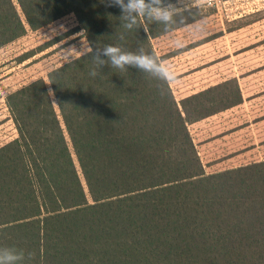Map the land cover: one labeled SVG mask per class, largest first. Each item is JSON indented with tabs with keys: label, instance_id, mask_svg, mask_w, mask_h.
I'll use <instances>...</instances> for the list:
<instances>
[{
	"label": "trees",
	"instance_id": "1",
	"mask_svg": "<svg viewBox=\"0 0 264 264\" xmlns=\"http://www.w3.org/2000/svg\"><path fill=\"white\" fill-rule=\"evenodd\" d=\"M146 2L138 15L115 0H0V47L68 13L89 45L50 88L6 95L17 135L0 145V247L19 264H264V104L234 75L177 98L159 72L113 67L107 45L162 65L172 52L155 41L202 16L159 21L148 11L177 0Z\"/></svg>",
	"mask_w": 264,
	"mask_h": 264
},
{
	"label": "rangeland",
	"instance_id": "2",
	"mask_svg": "<svg viewBox=\"0 0 264 264\" xmlns=\"http://www.w3.org/2000/svg\"><path fill=\"white\" fill-rule=\"evenodd\" d=\"M190 5H197L202 16L155 41L160 54L172 52L161 63L177 77L169 80L176 97L205 83L234 75L242 89L247 94L252 93L251 107L263 105L264 0H213L211 7L208 0H177L164 9ZM88 49V41L73 13L44 27L27 30L23 36L0 47V122L4 125H0V142L17 135L14 136L16 126L11 112V118L6 121L7 93L36 78H42L50 88L49 71ZM260 90H263L262 98L256 96ZM248 106L247 99L244 107L248 109ZM253 115L256 114L253 112ZM254 130V149L260 157L264 155V144L259 143L260 128L254 127Z\"/></svg>",
	"mask_w": 264,
	"mask_h": 264
},
{
	"label": "clouds",
	"instance_id": "3",
	"mask_svg": "<svg viewBox=\"0 0 264 264\" xmlns=\"http://www.w3.org/2000/svg\"><path fill=\"white\" fill-rule=\"evenodd\" d=\"M122 10V13L134 12L138 15L144 14L149 9L146 0H115ZM153 3H159V0H153ZM213 0H208V6L211 7ZM148 15L156 20L167 22L171 19V14L166 9L152 7ZM135 23V21H133ZM127 27L131 28L129 24ZM103 55L108 57L113 67L123 70L125 66H132L143 71H156L163 75L166 80H174L177 77L173 71H170L163 65H157L150 55H137L132 53H121L118 47L107 45L103 49ZM103 63V61H101ZM95 75V73H92ZM30 258H35L34 252H29ZM23 259V254L15 251L14 248L0 247V264H19Z\"/></svg>",
	"mask_w": 264,
	"mask_h": 264
},
{
	"label": "crops",
	"instance_id": "4",
	"mask_svg": "<svg viewBox=\"0 0 264 264\" xmlns=\"http://www.w3.org/2000/svg\"><path fill=\"white\" fill-rule=\"evenodd\" d=\"M17 39H18V38H17ZM9 112H10V111H9V109H8V117H7L6 121L9 120V119L11 118V117H9ZM0 125L2 126V125H3V122H0ZM3 126H4V125H3ZM13 126H14V125H13ZM15 128H16V127H14V129H13V130L15 131L14 136L17 134ZM5 141H6V140H5ZM5 141L0 142V144H2V143L5 142Z\"/></svg>",
	"mask_w": 264,
	"mask_h": 264
}]
</instances>
